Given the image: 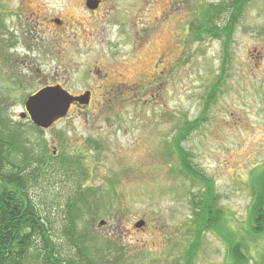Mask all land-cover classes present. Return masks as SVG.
I'll return each instance as SVG.
<instances>
[{"label": "rangeland", "instance_id": "rangeland-1", "mask_svg": "<svg viewBox=\"0 0 264 264\" xmlns=\"http://www.w3.org/2000/svg\"><path fill=\"white\" fill-rule=\"evenodd\" d=\"M223 1L103 0L76 24L74 0H0V118L20 133L13 162L68 155L86 171L73 180L56 163L31 183L63 252L64 207L80 184L88 198L76 225L89 237H113L110 258L121 256L119 264H228L220 235L202 231L195 244L192 200L204 186L174 167L178 154L168 156L181 145L214 186L231 230L246 234L240 229L254 201L251 172L264 163V0L244 6L208 119L178 144L183 125L201 118L224 54L222 41L194 39L186 28L203 6ZM56 16L64 27L47 22ZM228 18L224 13L221 25ZM49 85L93 94L42 130L20 114ZM250 243L248 264H264V237Z\"/></svg>", "mask_w": 264, "mask_h": 264}, {"label": "trees", "instance_id": "trees-1", "mask_svg": "<svg viewBox=\"0 0 264 264\" xmlns=\"http://www.w3.org/2000/svg\"><path fill=\"white\" fill-rule=\"evenodd\" d=\"M250 1L227 0L203 6L187 26L186 32L190 30L194 39L209 38L222 41L225 45L223 44L224 54L220 73L213 82L212 91L205 99L206 106L202 116L199 120L186 122L183 125L179 131L178 144L207 121L209 105L214 101L220 86L224 85L229 64L228 45L233 37L235 25L244 6ZM226 12L229 18L225 25H221L223 14ZM8 120L0 118V264H96L94 258H97L98 264H119L121 256L110 258L111 252L117 247V243L112 240L113 237L109 240L89 237L81 233L76 225L78 217L80 218L84 213L88 198L85 192H82L80 184L77 193L74 191L64 207L63 214L67 225L63 230V238L68 248L64 252L61 250L52 234L50 221L42 214L44 209L40 210L41 206L33 200L31 192L34 191V187L31 183L36 180L39 170L47 174L46 171L56 163L74 180L75 176L86 172L81 170L82 161L78 157L58 155V157L48 156L46 159L41 156L34 157L33 159L37 162L30 163L28 159L32 155H28L26 161L15 164L12 160L11 145L14 140L17 141L20 133L10 128L11 124ZM28 152L32 154L33 151L28 149ZM185 153L184 148L178 145V148L175 147L173 151L169 149L168 156L172 158L173 154H178L181 166L177 159L179 165L174 161L176 163L174 167L178 166L176 169L183 177H189L204 186L192 200L193 207L196 208L194 211L196 236L198 233L199 238L195 244L198 245L200 242L202 231H212L226 240L228 264H248L251 255L250 238L257 240L264 237V163L251 172V178H254V181L252 180L254 201L246 224L243 229H240L246 232L244 234V232L231 230L229 222L225 220L227 212L217 207L218 194L214 186L209 183L205 174L192 164L189 153ZM53 170L56 172V169ZM65 176L68 177L67 174ZM83 199L84 203L81 207L76 206V201ZM99 240L102 243H99ZM97 245L98 248L95 250ZM92 250H95L93 255ZM194 250H197L196 246L192 247L190 254H193Z\"/></svg>", "mask_w": 264, "mask_h": 264}, {"label": "water", "instance_id": "water-1", "mask_svg": "<svg viewBox=\"0 0 264 264\" xmlns=\"http://www.w3.org/2000/svg\"><path fill=\"white\" fill-rule=\"evenodd\" d=\"M89 100V92L75 97L61 86L48 87L29 97L26 102L27 113L21 114V118L26 119L29 115L35 126L47 130L59 120L64 119L72 105L77 103L87 105ZM104 224V221L100 223V225ZM144 225L143 221L137 223L138 228Z\"/></svg>", "mask_w": 264, "mask_h": 264}, {"label": "flooded vegetation", "instance_id": "flooded-vegetation-1", "mask_svg": "<svg viewBox=\"0 0 264 264\" xmlns=\"http://www.w3.org/2000/svg\"><path fill=\"white\" fill-rule=\"evenodd\" d=\"M94 3V4H92ZM102 4H103V0H74V2H72V9L75 11L77 18L76 20L74 21V23H79L78 20H80L81 18V14H88V13H95L97 10H100L101 7H102ZM45 18V17H44ZM46 19V18H45ZM50 21V23L52 24V27H58V28H62L65 26L66 22L64 21V19L60 18V17H52L51 19H48L47 22ZM49 25V24H48ZM78 26V25H77ZM29 34H31V32H29ZM33 39L34 40H37V36L34 35L33 36ZM114 85V84H112ZM55 86H58V85H49V86H45L43 89L45 88H48V87H55ZM41 89V90H43ZM39 90V91H41ZM38 91V92H39ZM38 92H36L35 94H37ZM89 92L90 94H93V91L92 90H88V91H84L82 93L79 92L78 93H71L73 96L75 97H80L82 95H84L85 93ZM33 94V95H35ZM80 108V103H77L75 105H72L69 109V111H74L76 108Z\"/></svg>", "mask_w": 264, "mask_h": 264}]
</instances>
